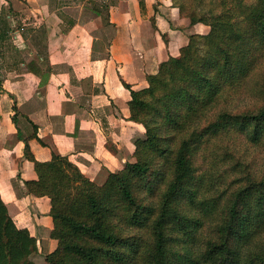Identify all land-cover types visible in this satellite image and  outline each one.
I'll return each instance as SVG.
<instances>
[{"label":"trees","instance_id":"trees-1","mask_svg":"<svg viewBox=\"0 0 264 264\" xmlns=\"http://www.w3.org/2000/svg\"><path fill=\"white\" fill-rule=\"evenodd\" d=\"M173 5L209 32L191 35L144 89L124 85L129 120L144 129L133 162L97 185L66 158L35 161L25 140L37 176L26 192L50 203L56 248L46 264H264V169L255 172L264 154V0ZM36 253L0 199V264H34Z\"/></svg>","mask_w":264,"mask_h":264},{"label":"crops","instance_id":"crops-1","mask_svg":"<svg viewBox=\"0 0 264 264\" xmlns=\"http://www.w3.org/2000/svg\"><path fill=\"white\" fill-rule=\"evenodd\" d=\"M23 1L29 9L1 15L0 199L45 257L56 248L50 203L26 192L37 176L25 140L35 161L66 158L103 184L134 161L133 142L144 135L129 120L124 85L147 87L146 76L209 27L191 25L173 0Z\"/></svg>","mask_w":264,"mask_h":264},{"label":"rangeland","instance_id":"rangeland-1","mask_svg":"<svg viewBox=\"0 0 264 264\" xmlns=\"http://www.w3.org/2000/svg\"><path fill=\"white\" fill-rule=\"evenodd\" d=\"M4 1L5 0H0V24L2 22L1 20H5V18L3 16L1 17V15H4V12L6 14H7V11L14 12V13H17L16 15H18V14H21V13H19L18 10L23 11L24 9H29V7H27V6L25 7L26 4L23 0H8V2L7 1L4 2ZM26 22H28V21H26ZM20 24H21L20 20L18 19V21H16L14 23V27L18 28L20 26ZM255 164H256L255 172H261L264 169V154H261V153L258 154L257 158L255 159ZM227 165H230V164L228 163L225 165L218 166V172L226 173V171H228ZM228 181H229V179H227L226 174H225L224 183H222V185L219 186V189L222 188L224 190L225 187L227 186ZM30 260L34 264H46L44 261V257L39 255V254H33L32 256H30Z\"/></svg>","mask_w":264,"mask_h":264}]
</instances>
